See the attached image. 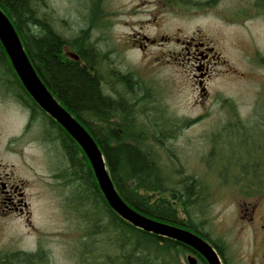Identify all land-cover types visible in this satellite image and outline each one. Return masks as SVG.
Instances as JSON below:
<instances>
[{
	"label": "rangeland",
	"instance_id": "1",
	"mask_svg": "<svg viewBox=\"0 0 264 264\" xmlns=\"http://www.w3.org/2000/svg\"><path fill=\"white\" fill-rule=\"evenodd\" d=\"M134 1L111 0L90 11L89 5L84 8L81 0H68L67 5L62 0H46L41 3L39 15H44L58 34L72 42L84 30L88 45L99 53L107 68L133 76L139 83L133 96L137 95L138 107L143 110L139 121L147 124L148 135L154 136L142 135L147 139L143 141L158 146L157 150L165 146L162 155L168 148L167 153L180 161L188 174L203 180L207 192L204 219L209 220L203 231L212 241L222 247L226 245L230 264H253L252 238L248 232L240 236L235 226L238 167L229 169L217 154L242 124L248 131L261 124L264 10L255 7L257 0H218L211 6L196 7L197 12L189 16L181 15L184 11L181 7H159L163 15L154 21V17L146 15L157 9L137 7ZM64 16H68L66 21ZM139 35L151 38L163 35L174 40L159 39L163 44L140 50L133 46ZM188 41L205 44L199 46L198 59L193 56L194 49L183 44ZM201 81L204 85L199 84ZM162 131L169 136L163 145L155 139ZM7 134L5 131L4 136ZM259 151H251L248 160L263 158L264 150ZM33 165L38 173L35 187H40L35 190L40 195L33 200V223L39 230L37 233L44 237L54 263H92L88 252L81 257L74 249L79 239L76 230L82 229L84 236L87 230L84 219L73 211L75 188H59L51 172V188L46 192L38 182L43 177L44 163L38 158ZM37 235L27 238L29 244L39 239ZM99 241L95 251H108L104 242L98 245ZM171 254L167 258L172 264H188V255L202 264L204 260L199 254L180 249Z\"/></svg>",
	"mask_w": 264,
	"mask_h": 264
},
{
	"label": "trees",
	"instance_id": "2",
	"mask_svg": "<svg viewBox=\"0 0 264 264\" xmlns=\"http://www.w3.org/2000/svg\"><path fill=\"white\" fill-rule=\"evenodd\" d=\"M43 1L0 0V6L16 17L28 57L41 80L98 144L121 198L151 219L199 234L220 254L223 247L203 231L209 221L204 219L207 192L203 180L188 174L183 164L167 153L168 148L162 155L161 149L165 146L157 150L158 146L143 141L147 140L144 135L154 136L148 135L150 128L139 121L143 110L138 107L137 95L133 96L139 83L131 75L107 68L99 53L88 45L84 30L73 42L63 40L50 20L39 15ZM255 7L264 10V0H257ZM64 42L72 43L78 50L79 60L63 54ZM261 103L264 107V99ZM259 119L261 124L251 131L242 124L218 149V158L221 156L220 160L227 162L229 169L238 167L239 174H246L252 166L258 167L254 163L257 158L252 161L248 158L251 151L259 153L261 149L262 153L264 150V114ZM167 135L168 132L162 131L155 139L163 145ZM66 136L69 157L73 160L81 156V161L69 169L75 188L74 202L76 208L83 210L81 216L87 227L83 235V256L88 252L93 260L90 264H172L167 257L177 249L198 255L179 242L137 229L118 216L103 196L83 150L68 133ZM249 146H252L250 150ZM95 223L99 225L98 236L93 235ZM109 239L112 244L106 243ZM97 240L111 248L96 252Z\"/></svg>",
	"mask_w": 264,
	"mask_h": 264
},
{
	"label": "flooded vegetation",
	"instance_id": "3",
	"mask_svg": "<svg viewBox=\"0 0 264 264\" xmlns=\"http://www.w3.org/2000/svg\"><path fill=\"white\" fill-rule=\"evenodd\" d=\"M67 1L62 0L65 5H67ZM81 1L84 2V8L85 4L86 9L87 4L89 5L90 11L95 6L102 7L111 2V0ZM217 1L136 0L134 4L137 7L156 8V12L149 10L146 15L149 18L154 17L153 20L156 21L163 15L158 10L159 7H172L173 9L181 7V9L184 8L181 15L189 16L197 12L195 11L196 7L211 6ZM0 8L12 23L27 54L25 42L16 24V17L9 15L1 6ZM169 12L174 13L171 10ZM67 17H63L65 21L68 19ZM62 38L63 40L67 39L63 36ZM159 39L166 42L174 40L172 37L163 35L152 38L139 35L134 39L133 46L145 50L150 46L163 44L158 42ZM175 39L178 42L179 39ZM71 44H66V42L62 44V52L65 56L77 55L78 50ZM183 44L190 46L189 49L191 47L194 49L195 59H198L197 54L201 50L199 46L204 47L205 45L203 43L195 44L194 41L183 42ZM191 54L192 52L189 55ZM206 71H209L208 68ZM199 84L202 85L203 81ZM51 94L62 105L52 92ZM5 131L9 133L7 136H4ZM66 133V130L44 111L26 90L0 40V264H55L52 253L46 249L48 246L44 244V237L37 233L39 230L33 223V200L40 195L39 191L37 195L35 193V190L40 187H35L38 173L35 171L33 163L38 158L44 163L43 177L38 182L44 186L46 192L50 191L52 175L59 188L72 187L74 185L73 176L69 167L80 162L81 156L78 155L73 160L69 157L67 146H65ZM27 151H31V153H27ZM30 154L31 157H29ZM254 163L260 170L252 166L246 174L240 173L236 179L238 184H236L235 192L239 196L235 204L238 214L235 226L240 236L248 232L252 238V263L264 264V154L263 158L256 159ZM251 164L253 165V163ZM239 170L241 171V168ZM73 211L79 218L82 217L83 210L81 208H73ZM98 226L97 223L93 224L94 236H98ZM108 227L111 230V225ZM79 231L76 230L79 239L74 244V249H76L75 253L83 257L82 229ZM35 234H38L39 239L33 244H29L27 238ZM41 237L42 239H40ZM109 240H106V243L112 244V240ZM110 248L111 245L108 246V249ZM219 255L223 264H230L226 254V245Z\"/></svg>",
	"mask_w": 264,
	"mask_h": 264
},
{
	"label": "water",
	"instance_id": "4",
	"mask_svg": "<svg viewBox=\"0 0 264 264\" xmlns=\"http://www.w3.org/2000/svg\"><path fill=\"white\" fill-rule=\"evenodd\" d=\"M0 40L20 80L35 102L56 120L83 150L110 208L137 229L179 242L201 255L208 264H223L216 248L199 234L151 219L129 206L121 198L112 182L98 144L87 129L55 100L44 85L28 58L12 23L1 8ZM70 57L79 60V56L76 54H71ZM187 263L200 264L193 255L187 256Z\"/></svg>",
	"mask_w": 264,
	"mask_h": 264
},
{
	"label": "bare ground",
	"instance_id": "5",
	"mask_svg": "<svg viewBox=\"0 0 264 264\" xmlns=\"http://www.w3.org/2000/svg\"><path fill=\"white\" fill-rule=\"evenodd\" d=\"M70 111V110H69Z\"/></svg>",
	"mask_w": 264,
	"mask_h": 264
}]
</instances>
